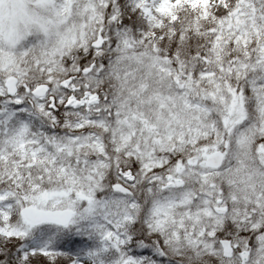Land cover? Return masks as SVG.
Wrapping results in <instances>:
<instances>
[{"label":"snow or ice","instance_id":"snow-or-ice-1","mask_svg":"<svg viewBox=\"0 0 264 264\" xmlns=\"http://www.w3.org/2000/svg\"><path fill=\"white\" fill-rule=\"evenodd\" d=\"M0 264H264V0H0Z\"/></svg>","mask_w":264,"mask_h":264}]
</instances>
